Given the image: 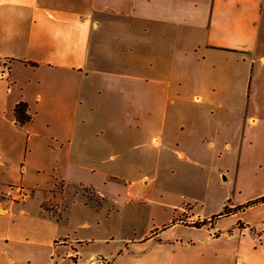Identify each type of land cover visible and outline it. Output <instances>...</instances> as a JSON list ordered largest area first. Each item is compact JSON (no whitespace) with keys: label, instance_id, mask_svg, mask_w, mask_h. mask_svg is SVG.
<instances>
[{"label":"crops","instance_id":"crops-1","mask_svg":"<svg viewBox=\"0 0 264 264\" xmlns=\"http://www.w3.org/2000/svg\"><path fill=\"white\" fill-rule=\"evenodd\" d=\"M214 110L254 112V197L211 220L185 214L174 226L188 236L80 262L65 213L100 210L79 190L106 199L108 160L133 138L202 162L241 152L219 115L205 120ZM262 197L264 0H0V264H264V201L244 207Z\"/></svg>","mask_w":264,"mask_h":264},{"label":"rangeland","instance_id":"rangeland-1","mask_svg":"<svg viewBox=\"0 0 264 264\" xmlns=\"http://www.w3.org/2000/svg\"><path fill=\"white\" fill-rule=\"evenodd\" d=\"M218 115L227 125V137H233L224 143L231 149L238 144L241 152L216 153L202 162L188 154L179 157L171 152L145 151L134 146L133 138L129 151L108 160L114 177L104 187L105 204L92 189L79 190L94 205L103 207L94 212L76 205L65 213L69 233L81 243L74 247L80 262L95 256L114 260L134 242L165 230L169 236H188L189 228L174 226L185 214L211 220L254 197V158L248 153L250 142L244 138L246 123L254 112L214 110L205 120ZM252 131L246 130V135ZM222 219L220 227L229 223ZM137 250H131L121 262L132 261ZM74 261L67 259L63 264Z\"/></svg>","mask_w":264,"mask_h":264},{"label":"trees","instance_id":"trees-1","mask_svg":"<svg viewBox=\"0 0 264 264\" xmlns=\"http://www.w3.org/2000/svg\"><path fill=\"white\" fill-rule=\"evenodd\" d=\"M14 115H15V122L20 126H24V125L32 122V120H33V116L30 114L29 108H28V105L26 102H20L19 104L16 105L15 110H14ZM102 201L104 202L103 204H105L107 200L103 198ZM262 201H264V197L259 198L257 200L250 201L247 204H245L244 207H249L251 205H254V204L262 202ZM94 206L96 207L97 210L101 208L100 206H96V205H94ZM240 208H242V207H240ZM225 211H226V209H225Z\"/></svg>","mask_w":264,"mask_h":264},{"label":"built area","instance_id":"built-area-1","mask_svg":"<svg viewBox=\"0 0 264 264\" xmlns=\"http://www.w3.org/2000/svg\"><path fill=\"white\" fill-rule=\"evenodd\" d=\"M10 195V194H9Z\"/></svg>","mask_w":264,"mask_h":264}]
</instances>
